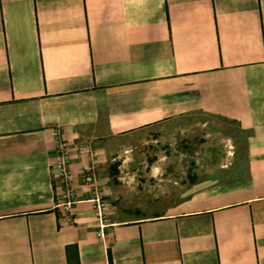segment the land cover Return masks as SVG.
<instances>
[{"label": "crops", "instance_id": "obj_1", "mask_svg": "<svg viewBox=\"0 0 264 264\" xmlns=\"http://www.w3.org/2000/svg\"><path fill=\"white\" fill-rule=\"evenodd\" d=\"M193 112L245 133L242 172L98 236L104 139ZM0 264H264V0H0Z\"/></svg>", "mask_w": 264, "mask_h": 264}, {"label": "rangeland", "instance_id": "obj_2", "mask_svg": "<svg viewBox=\"0 0 264 264\" xmlns=\"http://www.w3.org/2000/svg\"><path fill=\"white\" fill-rule=\"evenodd\" d=\"M244 136L231 121L193 112L132 134L109 137L106 142L104 139L108 149L107 191L98 182L96 171L94 183L84 182L85 167L80 183L106 206L104 221L116 210L124 212L123 218L163 213L203 185L242 172ZM90 164L95 166L96 162Z\"/></svg>", "mask_w": 264, "mask_h": 264}, {"label": "built area", "instance_id": "obj_3", "mask_svg": "<svg viewBox=\"0 0 264 264\" xmlns=\"http://www.w3.org/2000/svg\"><path fill=\"white\" fill-rule=\"evenodd\" d=\"M90 153L89 149H85L84 152H80V154ZM69 144L61 141L56 149V155L53 160V166L57 177L60 179V182L64 185V189L61 191L59 195V203L63 209L65 210L66 216L71 214L72 205L75 203V200L72 198V188H73V180L72 175L68 171L69 166ZM85 172L84 182L88 184H92L95 182V166L93 164H89L83 170ZM94 204V209L96 211V215L98 217V232L97 235L100 237H104L103 228L105 226V222L103 220L105 205L102 201H100L99 196H94L92 199Z\"/></svg>", "mask_w": 264, "mask_h": 264}]
</instances>
